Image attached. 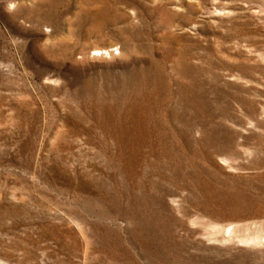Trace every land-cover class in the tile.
Listing matches in <instances>:
<instances>
[{
  "label": "rangeland",
  "instance_id": "rangeland-1",
  "mask_svg": "<svg viewBox=\"0 0 264 264\" xmlns=\"http://www.w3.org/2000/svg\"><path fill=\"white\" fill-rule=\"evenodd\" d=\"M0 264H264V0H0Z\"/></svg>",
  "mask_w": 264,
  "mask_h": 264
}]
</instances>
